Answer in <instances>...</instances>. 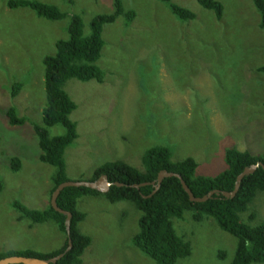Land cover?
I'll list each match as a JSON object with an SVG mask.
<instances>
[{
  "label": "rangeland",
  "instance_id": "rangeland-1",
  "mask_svg": "<svg viewBox=\"0 0 264 264\" xmlns=\"http://www.w3.org/2000/svg\"><path fill=\"white\" fill-rule=\"evenodd\" d=\"M56 6L67 18L50 22L28 9L11 10L0 0V253L31 250L49 254L65 237L52 222L32 225L14 208H47L54 169L39 160L31 126H10L6 112L14 107L29 123H41L45 104L42 59L54 43L67 39L69 17L83 21L113 12L112 0H37ZM221 19L195 0H172L194 15L178 21L158 0H122L124 17L104 28V47L97 63L100 82L69 80L64 90L75 103L71 120L77 138L65 149L67 178L87 181L94 170L122 161L142 170V156L154 146L172 151L174 161L193 158L200 175L214 177L225 169L227 148L264 155V30L252 0H218ZM20 83L14 97L11 89ZM58 126L50 136L61 135ZM20 169H11V161ZM78 224L91 242L83 264H154L131 244L140 212L130 203L110 204L84 196ZM251 225L264 221V192L251 204ZM249 212L243 215L248 222ZM176 234L188 242L190 255L176 264H229L235 239L212 218L195 222L190 212L172 219Z\"/></svg>",
  "mask_w": 264,
  "mask_h": 264
},
{
  "label": "trees",
  "instance_id": "trees-1",
  "mask_svg": "<svg viewBox=\"0 0 264 264\" xmlns=\"http://www.w3.org/2000/svg\"><path fill=\"white\" fill-rule=\"evenodd\" d=\"M158 1L166 4L178 21L194 18L191 11L172 3V0ZM195 2L203 10L212 12L216 19H221L223 6L218 0ZM252 2L259 15V27L264 30V0ZM112 4V13L100 14L91 20L88 35H84L80 16L69 17L67 39L57 40L54 43V53L42 59L45 104L41 110V123H29L26 118L19 117L14 107L6 112L10 126H31L37 139L40 162L54 169L51 179L53 187L49 198L60 184L73 181L66 175L64 153L77 138L76 124L70 118L76 105L63 87L69 80L100 82L103 73L97 63L104 47V28L113 24L120 16L125 18L126 23H131L136 17L134 11H125L122 0H112ZM6 5L11 10L28 9L36 17L50 22L67 18L56 6L37 0H7ZM257 71L264 73V66L259 67ZM20 89L21 84L14 83L11 96H16ZM56 126L60 127L63 133L50 136L49 129ZM223 153L225 169L214 177L198 174V164L193 158L186 157L174 161L172 151L165 146H154L145 151L142 156V170L122 161L105 162L94 170L87 181L93 182L105 176L113 184L107 192L80 186L67 187L59 193L56 199L57 207L71 215L68 230L66 215L56 211L50 203L42 210L28 209L20 203H14L19 219L27 220L32 225L52 222L64 235L65 242L61 249L49 254L31 250L10 251L0 253V260L10 256L50 259L62 255L56 264H83L82 255L91 240L78 228L85 214L77 209V202L84 196H100L110 204L130 203L140 212L137 233L133 236L131 244L154 264H176L190 255V244L176 234L172 223V219H181L185 212H190L195 222L212 218L221 231L235 239L229 264H264V221L251 225L256 218V214L251 211V204L258 193L264 192V169L261 167L242 178L233 198L214 194L205 202H191L176 177L163 179L159 189L153 193L151 183L161 171L178 174L194 197H203L211 191H233L237 177L246 167L258 162L264 165V155H253L235 148H227ZM11 169H20L18 159L11 161ZM115 183L122 185L116 186ZM134 185L139 188L133 187ZM248 212V222H244L242 217Z\"/></svg>",
  "mask_w": 264,
  "mask_h": 264
},
{
  "label": "water",
  "instance_id": "water-1",
  "mask_svg": "<svg viewBox=\"0 0 264 264\" xmlns=\"http://www.w3.org/2000/svg\"><path fill=\"white\" fill-rule=\"evenodd\" d=\"M259 167H261L262 169H264V165L260 162L251 165L249 167H246L243 172L237 177L236 179V183H235V187L234 190L231 192H221L219 193L218 191H211L209 192L207 195H204L203 197H194V195L192 194V192L190 191V189L187 187V185L185 184V182L182 180V178L175 173H168L166 171H161L158 173L156 180L151 183L154 191H157L163 181V179L165 178H170V177H176L179 179L181 186L183 188V190L187 193L189 200L191 202H196V203H202L207 201L208 199H210L212 197V195L214 194H221L222 196H224L225 198H233L239 188V184L242 180L243 177L252 174L256 169H258ZM113 184L110 183L107 178L105 176H101L99 177L97 180L93 181V182H89V181H67L64 182L62 184H60L55 191L52 193L51 196V200H50V204L51 206L58 212L65 214L66 215V227L68 230V226H69V220L71 215L61 209H59L56 205V199L59 195V193L67 187H87L93 190H97L99 192L105 193L107 192V190L112 186ZM116 186H121L122 184H118L115 183ZM133 187L135 188H139L138 185H134ZM68 248L71 247V243L69 242L68 244ZM62 257V255H59L57 257L54 258H50V259H39V258H34V257H23V256H10V257H6L0 260V264H56L57 260H59Z\"/></svg>",
  "mask_w": 264,
  "mask_h": 264
}]
</instances>
